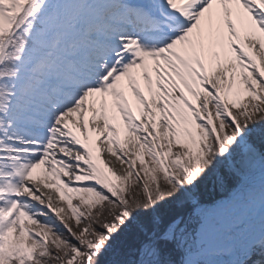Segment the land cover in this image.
Instances as JSON below:
<instances>
[{
	"label": "snow or ice",
	"instance_id": "snow-or-ice-1",
	"mask_svg": "<svg viewBox=\"0 0 264 264\" xmlns=\"http://www.w3.org/2000/svg\"><path fill=\"white\" fill-rule=\"evenodd\" d=\"M216 262L264 264V0H0V264Z\"/></svg>",
	"mask_w": 264,
	"mask_h": 264
},
{
	"label": "bare ground",
	"instance_id": "bare-ground-1",
	"mask_svg": "<svg viewBox=\"0 0 264 264\" xmlns=\"http://www.w3.org/2000/svg\"><path fill=\"white\" fill-rule=\"evenodd\" d=\"M240 210H244L241 206H235L232 209H229L228 212L229 214L232 216V219L230 221L229 226V232H230V236L233 237L235 236V234L238 232V220L243 217V215L240 213ZM250 217V216H249ZM220 217L215 219V223H217V221H219Z\"/></svg>",
	"mask_w": 264,
	"mask_h": 264
},
{
	"label": "water",
	"instance_id": "water-1",
	"mask_svg": "<svg viewBox=\"0 0 264 264\" xmlns=\"http://www.w3.org/2000/svg\"><path fill=\"white\" fill-rule=\"evenodd\" d=\"M222 224H226V223H222ZM204 242L210 250H215V249L221 248L226 244L223 240L216 241V240L211 239L209 237H205Z\"/></svg>",
	"mask_w": 264,
	"mask_h": 264
}]
</instances>
